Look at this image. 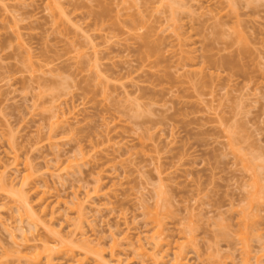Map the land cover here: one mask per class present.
Here are the masks:
<instances>
[{
	"label": "rangeland",
	"instance_id": "374dc122",
	"mask_svg": "<svg viewBox=\"0 0 264 264\" xmlns=\"http://www.w3.org/2000/svg\"><path fill=\"white\" fill-rule=\"evenodd\" d=\"M0 169V264H264V0H0Z\"/></svg>",
	"mask_w": 264,
	"mask_h": 264
},
{
	"label": "bare ground",
	"instance_id": "6f19581e",
	"mask_svg": "<svg viewBox=\"0 0 264 264\" xmlns=\"http://www.w3.org/2000/svg\"><path fill=\"white\" fill-rule=\"evenodd\" d=\"M3 165H5V164H3ZM7 167V166H6ZM5 169V168H4ZM4 169H0V170H4ZM1 171V173H0V177H3L4 175H2V174H4L3 172H5V170L2 172ZM4 178V177H3ZM2 178V179H3ZM1 179V178H0ZM75 195V194H74ZM85 195H87V197H88V194L86 193ZM78 199V198H77ZM76 199V200H77ZM86 199V198H85ZM88 199V198H87ZM75 200V202H77ZM73 201V200H72ZM79 202H78V204H75L76 206L77 205H79L80 203L82 204L83 202H81L80 200H78ZM74 202V201H73ZM74 202V203H75ZM84 202H86V201H84ZM80 204V205H81ZM83 205H81L80 207H82ZM78 208V209H77ZM75 209V208H74ZM76 209H77V211L79 210H81V208L79 209V206H77L76 207ZM73 210V209H72ZM20 220H21V217H20ZM31 222L30 223H34L33 222V220L31 219L30 220ZM156 221L157 220H155V222L154 223H156ZM20 222V221H19ZM29 223V224H30ZM158 223V222H157ZM157 223H156V225H157ZM6 225V224H5ZM8 225V224H7ZM6 225V229H8L9 231V234H10V237H11V239H12V243L14 244V245H16V248H13L12 250H11V254H12V256L14 255V257L16 256V258H17V260L19 259H21V258H24L23 260L27 263V264H49V263H51L52 264V258H53V253H58V252H60L61 250H63V249H61V248H59V249H57L56 248V245H54V244H51V243H47V242H42V244H41V251H37L36 250V252H35V254H31V253H28L27 251H26V249L28 248V247H34V248H37V245H35V244H29V241L27 240L28 238H26L25 237V230L23 229L24 227L22 226V223L21 224H19L18 225V227L16 228L15 227V225L13 226V227H10V225H8L7 226ZM161 225V224H160ZM159 225V226H160ZM22 226V227H21ZM155 226V225H154ZM15 227V228H14ZM162 227V226H161ZM10 228V229H9ZM12 228V229H11ZM13 228H14V231L16 230V231H18V233H19V235L17 234H15V232L13 231ZM156 228V227H155ZM159 229H160V227L158 228V229H156V231H155V233L153 234V236H155V238H157L159 235L161 236V234H162V232H161V234H160V232H159ZM12 230V231H11ZM161 230V229H160ZM84 235V234H83ZM17 236H19L20 237V242L17 240ZM159 236V237H160ZM114 238V237H113ZM154 237H152V239H155ZM138 240V242H136L137 244V250H139L138 252L139 253H141V254H145V256H147L149 253L148 252H146V249H144V243H142V241H141V239H140V237H138L137 238ZM97 240V239H96ZM99 240V239H98ZM86 241V240H85ZM28 242V243H27ZM86 242H90V241H86ZM158 241H154L153 242V244H154V248L157 246L156 244H158L157 243ZM132 244V243H131ZM146 246V245H145ZM151 247V246H150ZM56 248V249H55ZM153 248V249H154ZM66 249V248H65ZM65 249H64V254L66 253V251H65ZM68 251L69 252H72V249H70V248H68ZM63 252V251H62ZM68 255H69V253H68ZM42 259H44L43 261H42ZM75 261L74 262H72V263H70V264H82V262H81V259L80 258H76V259H74ZM161 260V259H160ZM174 260L176 261V259H175V255H174ZM158 262H159V260L157 261V259H153L152 260V262H151V264H158ZM109 263H110V261H109ZM108 263V261H105V263L104 264H109ZM116 263H118V262H116ZM177 263V262H176ZM113 264H115V263H113ZM173 264V263H172ZM175 264V263H174Z\"/></svg>",
	"mask_w": 264,
	"mask_h": 264
}]
</instances>
